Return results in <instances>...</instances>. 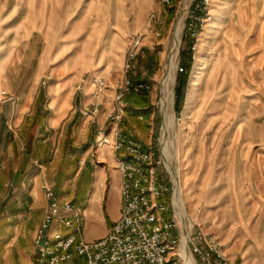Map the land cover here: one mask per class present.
Wrapping results in <instances>:
<instances>
[{
	"label": "rangeland",
	"instance_id": "1",
	"mask_svg": "<svg viewBox=\"0 0 264 264\" xmlns=\"http://www.w3.org/2000/svg\"><path fill=\"white\" fill-rule=\"evenodd\" d=\"M150 14L156 22H148ZM136 34L142 47L129 76L152 88L146 91L147 110L134 109L144 91L125 96L121 126L157 153L163 123V146L168 159L179 162L190 215L217 235L231 260L264 264V0H0V95L6 91L14 99L0 101V111L8 114L45 97L36 102L35 114L49 107L56 92L71 90L90 107L94 79L105 77L100 114L94 121L82 113L76 117L78 134L88 128L72 140L79 162L61 166L59 148L47 165L58 201L80 208L99 166L81 160L87 151L95 157L99 150L112 151L111 145L96 147L97 129L110 131L101 117L113 108V85L124 76L125 53ZM184 65L190 67L178 106L175 90ZM64 135L52 130L49 137L62 144ZM109 178L111 185L117 181L112 173ZM2 213L0 264H33L37 218L23 222L19 210ZM88 221L85 216V236L95 228Z\"/></svg>",
	"mask_w": 264,
	"mask_h": 264
},
{
	"label": "built area",
	"instance_id": "2",
	"mask_svg": "<svg viewBox=\"0 0 264 264\" xmlns=\"http://www.w3.org/2000/svg\"><path fill=\"white\" fill-rule=\"evenodd\" d=\"M148 20L156 22L153 14ZM141 47L142 37L136 34L125 53L124 76L113 85L114 105L107 117L110 131L98 129L95 139L98 149L111 145L114 152L122 153L117 158L121 176L120 217L104 237L85 241L80 210L70 203H60L52 187L44 182L47 207L33 237V264H241L231 260L217 235L203 230L188 212L177 158L168 160L163 146V123L157 153L145 147L134 130L120 124L125 96L152 88L147 82L134 83L129 76ZM94 86L93 101L82 110L83 116L92 121L103 109L108 88L105 77L94 79ZM0 96L2 103L14 101L6 91ZM79 257L84 262H77Z\"/></svg>",
	"mask_w": 264,
	"mask_h": 264
},
{
	"label": "crops",
	"instance_id": "3",
	"mask_svg": "<svg viewBox=\"0 0 264 264\" xmlns=\"http://www.w3.org/2000/svg\"><path fill=\"white\" fill-rule=\"evenodd\" d=\"M83 81L80 79V82ZM38 100L43 101L45 97H36L31 103H21L17 109H12L8 114L0 111V134L5 132L4 137L0 135V212L3 214L2 211H5L9 214L19 210L22 212L23 222L36 217L34 234L47 207L43 189L44 182H47V165L59 148L62 152L61 166L65 164V168L72 167L71 165L79 162L80 151L72 140L78 134L74 129L76 117L82 113L83 108H86L82 99L78 101L76 90L56 92L49 99V107L39 108L34 114V106ZM32 114V124L34 121L37 123L33 127L32 124L26 127L25 123ZM36 116L40 119H35ZM107 117L105 118V115L101 117L103 125ZM1 123L4 126L8 125V128L5 130ZM103 128L104 126L100 127ZM52 130L61 136L65 134L62 144L61 141L55 143L50 139ZM87 130L85 125L79 134L84 137ZM81 142L86 141L82 139ZM90 152L87 151L83 155L81 163L86 162L87 166L91 167L97 161L99 166L94 167L93 182L83 191L85 200L78 208L82 223L85 222L86 216L89 224L95 227L88 230L87 236L84 228L82 230L83 239L89 242L104 237L119 219L121 176L117 170V158L122 156V153L113 150L101 153L99 150L96 157ZM4 162L6 167L2 165ZM59 173L58 178L63 175L61 171ZM111 173L117 179L113 185L110 184ZM4 179H6L5 183ZM95 225H98V228Z\"/></svg>",
	"mask_w": 264,
	"mask_h": 264
},
{
	"label": "trees",
	"instance_id": "4",
	"mask_svg": "<svg viewBox=\"0 0 264 264\" xmlns=\"http://www.w3.org/2000/svg\"><path fill=\"white\" fill-rule=\"evenodd\" d=\"M185 66V65H184ZM190 66H185L184 68H182V72L179 75V79H178V85L176 87V97H177V103L178 106L179 104L184 100L185 98V87L187 84V74H188V70H189ZM184 71L187 72V74L184 73ZM139 99H137L135 101V110H147V103H146V99H147V92L144 91L142 93L139 94ZM143 113V112H142ZM146 113V112H145ZM35 119H40V117H35ZM37 123V121H34V123L32 124V127Z\"/></svg>",
	"mask_w": 264,
	"mask_h": 264
},
{
	"label": "bare ground",
	"instance_id": "5",
	"mask_svg": "<svg viewBox=\"0 0 264 264\" xmlns=\"http://www.w3.org/2000/svg\"><path fill=\"white\" fill-rule=\"evenodd\" d=\"M181 20V19H180ZM180 31H181V23H180V21L178 22V27H177V34L179 35V33H180ZM179 42V41H178ZM197 81L196 80H193L192 81V86L194 87V86H197ZM196 88V87H195ZM189 111V110H188ZM165 113V112H164ZM170 129V128H169ZM166 131H168V126H166ZM169 132V131H168ZM102 140V138L100 139V141ZM168 142H169V140L167 139V144H168ZM165 148V147H164ZM165 152H166V154H167V159H168V151H167V149L165 148ZM169 160V159H168ZM179 170H180V165H179V162H178V172H179ZM178 177H179V181H180V184H181V192H182V190H183V187H182V179H181V177L179 176V174H178ZM183 196V195H182Z\"/></svg>",
	"mask_w": 264,
	"mask_h": 264
},
{
	"label": "water",
	"instance_id": "6",
	"mask_svg": "<svg viewBox=\"0 0 264 264\" xmlns=\"http://www.w3.org/2000/svg\"><path fill=\"white\" fill-rule=\"evenodd\" d=\"M161 115H162V112H161Z\"/></svg>",
	"mask_w": 264,
	"mask_h": 264
}]
</instances>
